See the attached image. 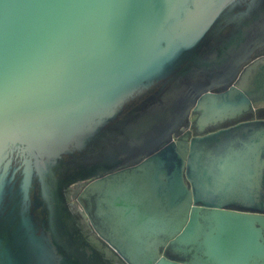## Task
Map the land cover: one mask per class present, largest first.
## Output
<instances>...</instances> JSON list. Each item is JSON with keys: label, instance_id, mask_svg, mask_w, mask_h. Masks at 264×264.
<instances>
[{"label": "water", "instance_id": "water-1", "mask_svg": "<svg viewBox=\"0 0 264 264\" xmlns=\"http://www.w3.org/2000/svg\"><path fill=\"white\" fill-rule=\"evenodd\" d=\"M264 0H0V264H264Z\"/></svg>", "mask_w": 264, "mask_h": 264}, {"label": "snow or ice", "instance_id": "snow-or-ice-1", "mask_svg": "<svg viewBox=\"0 0 264 264\" xmlns=\"http://www.w3.org/2000/svg\"><path fill=\"white\" fill-rule=\"evenodd\" d=\"M0 148H2V137H0Z\"/></svg>", "mask_w": 264, "mask_h": 264}, {"label": "rangeland", "instance_id": "rangeland-1", "mask_svg": "<svg viewBox=\"0 0 264 264\" xmlns=\"http://www.w3.org/2000/svg\"><path fill=\"white\" fill-rule=\"evenodd\" d=\"M261 114H262V115H264V111H263V112H261Z\"/></svg>", "mask_w": 264, "mask_h": 264}]
</instances>
